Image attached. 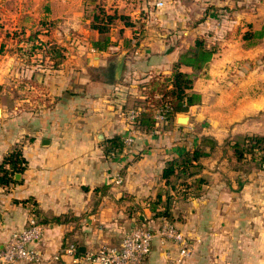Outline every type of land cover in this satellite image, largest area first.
<instances>
[{"label": "crops", "instance_id": "1", "mask_svg": "<svg viewBox=\"0 0 264 264\" xmlns=\"http://www.w3.org/2000/svg\"><path fill=\"white\" fill-rule=\"evenodd\" d=\"M106 3L137 24L117 20L108 33L112 43L98 50L93 42L102 35L84 15V0H0L3 32L27 37L39 23L58 21L62 31L50 40L65 53L52 69L41 54L29 65L10 52L12 38L0 52V163L16 147L27 162L18 182L0 186V245L34 216L44 260L12 264H97L83 255L119 246L134 214L156 228L165 217L151 218V205L170 195L172 223L191 242L185 264H264V169L247 154L237 159L233 147L246 136H264V0ZM200 35L215 47L212 58L198 72L180 68L193 75L190 91L200 103L165 128L136 127L133 144L110 153L109 140L129 133L125 111L142 96L137 84L155 73L169 76ZM15 90L23 95H12ZM179 114L189 116L187 124L177 123ZM205 138L214 144L205 146ZM197 147L208 155L192 178L205 176L208 183L196 195L179 196L162 171ZM69 245L77 254L66 252ZM175 256L173 243L155 237L144 264Z\"/></svg>", "mask_w": 264, "mask_h": 264}, {"label": "trees", "instance_id": "2", "mask_svg": "<svg viewBox=\"0 0 264 264\" xmlns=\"http://www.w3.org/2000/svg\"><path fill=\"white\" fill-rule=\"evenodd\" d=\"M84 5L92 7L90 26L102 35L100 39L93 42V47L98 50H105L112 43L108 33L115 21L123 20L128 26L137 24L132 22L129 16L119 13L113 5L107 6L106 0H84ZM217 14L218 17L223 18V12H217ZM141 27L142 25L139 26L140 30H142ZM2 28L3 25L0 23V35L3 32ZM3 34L4 40L0 45V52L4 51L5 40L12 38L16 41V45L8 50L15 52L26 64H32V60L36 63L39 59L37 54H41L42 61L48 58L50 67L57 69L65 57L64 48L51 40H42L38 36L39 30L32 31L27 37L24 34L21 37V32L17 33L16 31L9 32L7 30ZM259 35H262V32ZM215 51L214 46H209L206 37L200 35L196 38L192 49L179 56L169 76L155 73L148 80L138 83L137 90L146 97V103L137 115V127L146 130L160 126L165 128L177 113L186 112L190 106L200 103V95L190 91L194 80L193 75L181 71L180 68L182 65H186L191 67L194 72H198L207 65ZM157 110L163 113L165 119L156 127L154 115ZM109 142L108 151L110 153L122 152L124 146L120 136H114ZM203 143L205 146L214 144L209 138H205ZM233 147L237 159L240 160L246 154L254 152L258 154L259 164L264 163V136H246L241 143L235 142ZM206 155L208 153L205 151V147H197L186 150L168 161L162 171V177L166 184L172 188L177 185L179 196H185L187 193L192 195L199 193L201 186L208 183V179L205 176L193 179L192 176L200 172L202 165L198 163V160ZM26 165L27 162L19 148L16 147L6 154L0 163V186L18 182L14 179V174L22 173ZM160 198L158 196L155 199L154 205H151V210L153 212L163 210L164 213L158 215L165 217L170 212L172 196L166 195L164 200ZM158 205H161L162 208L159 209ZM52 221L55 223L62 222L59 217L52 218ZM140 222L142 220L138 217L135 224Z\"/></svg>", "mask_w": 264, "mask_h": 264}, {"label": "built area", "instance_id": "3", "mask_svg": "<svg viewBox=\"0 0 264 264\" xmlns=\"http://www.w3.org/2000/svg\"><path fill=\"white\" fill-rule=\"evenodd\" d=\"M162 6V1L156 2V7ZM136 35L135 40L138 39L139 33ZM141 98L146 100L144 95ZM143 106L144 104L131 106L125 111L129 133L122 138L124 146L122 151H126L133 144L137 115ZM154 118L156 127L165 119L160 110L155 112ZM119 181L118 178L117 182ZM41 237L42 229L39 223L34 216H30L23 229L12 232L0 245V264H12L17 261L40 263L44 260V253L40 247L36 246V243ZM155 237H159L161 241H169L176 246V256L168 258L166 264H185L184 261L191 251V242L181 230L165 218L156 228L144 222L136 223L123 233L119 246L104 245L95 252L84 254L83 257L87 262L97 264H144L152 250ZM66 252L77 254L78 248L75 245H69ZM53 258L56 259L57 256L54 255Z\"/></svg>", "mask_w": 264, "mask_h": 264}, {"label": "rangeland", "instance_id": "4", "mask_svg": "<svg viewBox=\"0 0 264 264\" xmlns=\"http://www.w3.org/2000/svg\"><path fill=\"white\" fill-rule=\"evenodd\" d=\"M83 10H84V15H86L88 18H90L91 12H92V7H86L85 5H83ZM39 26L41 27L42 30L45 29V33L48 34V36H49L48 40H50V39L52 40V38H51L52 34L54 32H56V30L62 31L61 30L62 28L59 27V22L58 21H44V22L39 23ZM41 29H36V30H39V34H45V33L40 31ZM132 94H136V93H132ZM12 95L21 96L23 94L21 92H18V91L15 90V91L12 92ZM140 97L138 95L135 101H130L129 107L145 104L146 103L145 100H143ZM239 142L241 143V141H239ZM255 154L256 153L253 152L252 154H248V156L251 157V158L253 157V159H256V162L259 164L258 159H257L258 158V154H256V155ZM259 166L261 167V169H264V167H262V164H259ZM172 203H173V201L171 202V204ZM140 213H141V215H143L141 211H140ZM161 213H164L163 210H159V211H156V212H151L150 216H151V218H155L156 219V218H159V217H163L161 215H158V214H161ZM133 216H134V222L136 220H138V215L137 214H134ZM165 218H168L169 221H171V222L174 221L172 212H169V214L166 215Z\"/></svg>", "mask_w": 264, "mask_h": 264}, {"label": "water", "instance_id": "5", "mask_svg": "<svg viewBox=\"0 0 264 264\" xmlns=\"http://www.w3.org/2000/svg\"><path fill=\"white\" fill-rule=\"evenodd\" d=\"M188 118H189V116H188L187 114H179V115L176 117V121H177V123H179V124H187V122H188ZM98 137H99V139H101V140L103 139V136H102V135H99ZM18 178H20V173H16V174L14 175V179H18ZM79 250H80L82 253H84V247H80Z\"/></svg>", "mask_w": 264, "mask_h": 264}]
</instances>
